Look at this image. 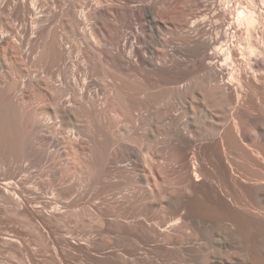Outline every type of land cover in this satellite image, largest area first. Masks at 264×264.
I'll return each mask as SVG.
<instances>
[{
	"label": "bare ground",
	"instance_id": "bare-ground-1",
	"mask_svg": "<svg viewBox=\"0 0 264 264\" xmlns=\"http://www.w3.org/2000/svg\"><path fill=\"white\" fill-rule=\"evenodd\" d=\"M158 1L1 0L0 46L23 50L34 45L33 57L49 82L56 77L49 87L65 93L54 102L55 114L71 121L78 93H87L100 127L104 112L93 89V60L105 62L116 81L109 106L121 111L137 131L148 125L156 136L164 129L168 143L176 145L173 153L167 145L168 170L179 172L183 185L164 195L177 216L163 233L173 235L177 229L181 250L185 239L194 245L189 248L193 264H264V0H216L206 6L212 14L202 17L189 9L202 6V0H185L188 7L167 10ZM138 75L170 89L177 109L165 114L158 98L144 99L136 91L126 98L122 90L128 85L118 83L119 76ZM200 120L203 129H198ZM9 129L0 125V152L21 144V130L11 127L17 135L12 139L6 135ZM109 139L107 158L106 147L94 144L102 154L101 172L119 167L120 154L111 151ZM119 151L130 160L125 170L145 172L150 167V172H164L153 161L154 153L143 158L129 142L121 143ZM147 223H138L140 237L159 244L165 226ZM140 264L147 262L141 259Z\"/></svg>",
	"mask_w": 264,
	"mask_h": 264
},
{
	"label": "rangeland",
	"instance_id": "rangeland-1",
	"mask_svg": "<svg viewBox=\"0 0 264 264\" xmlns=\"http://www.w3.org/2000/svg\"><path fill=\"white\" fill-rule=\"evenodd\" d=\"M214 1L202 0V6H190V12L210 16L211 10L206 6ZM186 3L162 0L157 6L167 10L172 6L188 7ZM36 49L34 45L23 50L0 46V125L21 130V144L9 145L0 152V264H140L141 259L147 264H193L194 245L185 239L183 246H192L181 250L177 229H173V235L163 233L177 216L164 195L183 185L179 172L168 170V150L174 145L170 150L175 152L176 145L168 143L164 129L156 136L148 132V125L137 131L121 111L109 106L114 100L116 81L112 69L98 57L93 60V89L103 108V127L96 109L88 106L87 93H78L79 105L75 107L73 121L59 117L54 102L65 93L49 87L56 77L49 82L45 68L33 57ZM85 67L81 65L84 70ZM119 77L118 83L128 85L129 90L121 89L126 98L136 91L144 99L158 98L157 106L165 114L177 109L170 89L148 84L141 75ZM14 81L17 86L9 90ZM140 82L144 88H138ZM11 100L13 103H9ZM200 114L197 115L201 117ZM203 120L197 123L198 129L204 128ZM10 129L7 137L17 139ZM103 135L107 140L111 136V151L120 154L119 167L112 165L107 172L100 171L98 162L102 154L94 150L96 143L109 149ZM123 142L139 147L143 158L154 153L153 161L163 166L164 172H150V165L145 172L125 170L123 166L130 160L119 151ZM108 153L109 150L103 157L107 158ZM148 190L153 194L149 195ZM25 203L29 206H19ZM33 208L43 213L33 214ZM138 223L165 226L159 231L161 242L143 240L139 235L142 224Z\"/></svg>",
	"mask_w": 264,
	"mask_h": 264
}]
</instances>
